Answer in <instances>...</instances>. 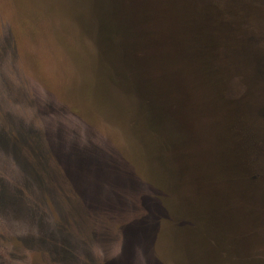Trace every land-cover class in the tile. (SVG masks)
<instances>
[{
	"label": "rangeland",
	"instance_id": "374dc122",
	"mask_svg": "<svg viewBox=\"0 0 264 264\" xmlns=\"http://www.w3.org/2000/svg\"><path fill=\"white\" fill-rule=\"evenodd\" d=\"M108 1L0 0V264H264V161L251 155L243 173L222 174L217 130L203 125L223 114L214 97L178 104L176 79L165 100L172 126L155 127V107L100 48L94 7ZM208 2L241 29L230 2L264 9V0ZM233 36L217 46L232 48ZM224 59L215 63L234 62ZM152 64L154 92L171 69ZM241 74L225 90L232 99Z\"/></svg>",
	"mask_w": 264,
	"mask_h": 264
},
{
	"label": "water",
	"instance_id": "95a60500",
	"mask_svg": "<svg viewBox=\"0 0 264 264\" xmlns=\"http://www.w3.org/2000/svg\"><path fill=\"white\" fill-rule=\"evenodd\" d=\"M205 1L176 0L168 3V10L164 16L167 18V27L177 36L174 39L178 40L179 47L173 46L168 53L162 54L165 57L159 67L165 66L171 69L165 76L167 84H173L174 73L177 84H185V88L182 89L179 86L180 92L178 91L184 97L183 101L186 105L184 108H190L192 101L202 106L207 97H214L219 113L223 114L222 117L220 116L222 122L218 121V123L222 125L225 122L224 127L229 126L228 120L232 121L234 117L241 115L254 119L259 126L257 131L259 148L261 147L260 149L264 151V44H261L264 40V9L258 10V7H255L254 10L251 6L238 2L241 6L253 10L252 15L230 2L227 8L246 20L244 21L248 28L241 29L236 26L241 22L225 24L219 20V8L214 3H205ZM170 11L178 17H171ZM230 32L235 34L231 40L227 39L232 48L217 46L218 40ZM233 49H237L236 56ZM174 52H176V63L173 57ZM223 58L226 62L228 60H234V62L220 66L215 63V61H222ZM174 68L178 71H174ZM235 74H241L246 86L239 91L238 97L232 99L231 96H227L225 90L231 88V77ZM190 79L193 83L192 90ZM187 84L190 86L188 90H186ZM205 90L207 93L203 97ZM186 99L189 102H186ZM206 124L207 119L203 128ZM210 129L215 132L219 130V127L212 123ZM218 136L216 143L220 151V160L222 158L219 165L223 163L220 166L222 174L237 176L243 173L246 164L242 163L239 137L233 136L226 147L223 136L219 133ZM243 183L240 182L241 188Z\"/></svg>",
	"mask_w": 264,
	"mask_h": 264
},
{
	"label": "trees",
	"instance_id": "16d2710c",
	"mask_svg": "<svg viewBox=\"0 0 264 264\" xmlns=\"http://www.w3.org/2000/svg\"><path fill=\"white\" fill-rule=\"evenodd\" d=\"M131 1L137 2L138 0H109L107 10V7H102L100 3L95 4L94 17L96 16L95 21L99 23L100 48L104 49L114 75L123 81L133 79L135 84L134 87L132 85L134 88L132 93L141 97L148 110H153L155 107V127L165 131L167 129L168 132L172 123L165 100L170 95L171 98H174L177 92L172 93L174 85L167 84L166 81L159 91L155 89L153 92L150 85L154 83L155 75L153 68V75L150 76V69L153 66L152 60L153 63L155 61L156 71L164 60L165 56L162 54L168 53L173 46L179 47L178 40L174 39L177 36L167 27V18L161 14L159 7L161 0L155 1V9H152L153 4L151 6L150 3L148 10H144L138 2L140 7ZM150 29H152L151 32ZM146 33L149 35L148 39H145ZM175 56L176 52L173 55L174 59ZM176 60H174L175 63ZM178 69L174 68V71H178ZM174 79H176L175 73ZM178 104L183 106L185 103L183 100H179ZM210 122L219 127L217 134L223 136L226 147L233 136L239 137L243 164H247L249 157L256 154L259 161H264L258 137L257 141L255 137L258 123L242 115L234 117L230 122L231 126L229 124L224 127L223 123L221 125L218 121L207 119V123ZM249 132H251L252 141H248ZM173 137L176 138V141L180 140L178 135ZM250 168L252 169V166Z\"/></svg>",
	"mask_w": 264,
	"mask_h": 264
}]
</instances>
